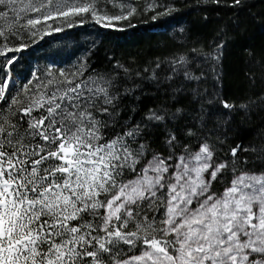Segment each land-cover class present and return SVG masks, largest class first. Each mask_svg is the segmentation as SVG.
Returning <instances> with one entry per match:
<instances>
[{
	"label": "snow or ice",
	"instance_id": "1",
	"mask_svg": "<svg viewBox=\"0 0 264 264\" xmlns=\"http://www.w3.org/2000/svg\"><path fill=\"white\" fill-rule=\"evenodd\" d=\"M138 14L129 0H0V72L27 47L15 40L89 17L123 30L113 22ZM205 75L174 56L136 72L33 71L15 95L0 78V264H264V140L211 139L264 93L229 103L201 88Z\"/></svg>",
	"mask_w": 264,
	"mask_h": 264
},
{
	"label": "trees",
	"instance_id": "2",
	"mask_svg": "<svg viewBox=\"0 0 264 264\" xmlns=\"http://www.w3.org/2000/svg\"><path fill=\"white\" fill-rule=\"evenodd\" d=\"M129 2L138 7L139 14L120 23L118 26L123 30L101 28L89 17L87 23L65 26L64 31L53 32L43 39L37 35L15 40L14 44L23 43L27 47L7 54L15 62L0 72V78L14 77L11 90L15 95L33 71L79 69L87 75L92 69L104 71L113 62H119L136 72L154 64L158 58L184 56L196 74L202 71L206 74L201 88L215 91L229 103L264 93V0H245L248 7L243 10L230 7L231 0H221L219 4L211 0H164L174 8L170 15L155 19V12L143 11L145 0ZM59 26V21L55 22V27ZM218 43H223L222 49L215 48ZM217 53H220L218 60L209 58V54ZM5 59L0 56V68L4 67ZM152 102L151 94L146 95L144 104ZM219 112L228 110L220 107ZM231 116L211 137L214 143H219L216 137L220 136L226 140L220 146L223 149L237 143L261 144L264 107H255L248 115L233 112ZM217 119L228 120V117ZM217 155L224 157L225 153L218 150Z\"/></svg>",
	"mask_w": 264,
	"mask_h": 264
},
{
	"label": "rangeland",
	"instance_id": "3",
	"mask_svg": "<svg viewBox=\"0 0 264 264\" xmlns=\"http://www.w3.org/2000/svg\"><path fill=\"white\" fill-rule=\"evenodd\" d=\"M124 20H121V21H118V22H113L114 24H117L119 25L120 23H122ZM48 23H51L53 25V27H55V23H53L52 21H49ZM7 80L9 81V85H10V88L12 87L13 84H15V79L13 76H9L7 78Z\"/></svg>",
	"mask_w": 264,
	"mask_h": 264
}]
</instances>
